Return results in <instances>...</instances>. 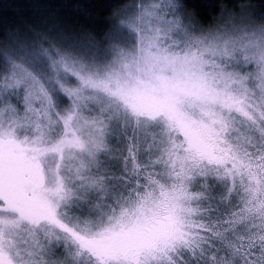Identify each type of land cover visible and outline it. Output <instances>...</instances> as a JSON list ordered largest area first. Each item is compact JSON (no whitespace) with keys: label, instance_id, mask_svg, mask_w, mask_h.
I'll use <instances>...</instances> for the list:
<instances>
[{"label":"snow or ice","instance_id":"snow-or-ice-1","mask_svg":"<svg viewBox=\"0 0 264 264\" xmlns=\"http://www.w3.org/2000/svg\"><path fill=\"white\" fill-rule=\"evenodd\" d=\"M216 11L0 32V264H264V3Z\"/></svg>","mask_w":264,"mask_h":264},{"label":"trees","instance_id":"trees-1","mask_svg":"<svg viewBox=\"0 0 264 264\" xmlns=\"http://www.w3.org/2000/svg\"><path fill=\"white\" fill-rule=\"evenodd\" d=\"M201 3V0H184ZM215 3L220 9H231L244 0H203ZM132 0H0V32L5 27H23L25 31L79 33L102 31L113 17L114 11L131 4ZM259 6L264 0H251ZM189 11H193L190 7ZM211 22V21H210Z\"/></svg>","mask_w":264,"mask_h":264}]
</instances>
